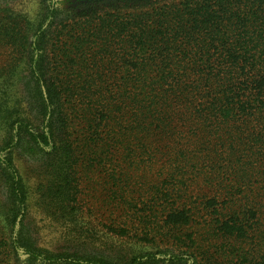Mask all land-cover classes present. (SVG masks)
Masks as SVG:
<instances>
[{
    "label": "trees",
    "instance_id": "trees-1",
    "mask_svg": "<svg viewBox=\"0 0 264 264\" xmlns=\"http://www.w3.org/2000/svg\"><path fill=\"white\" fill-rule=\"evenodd\" d=\"M0 264H264V0H0Z\"/></svg>",
    "mask_w": 264,
    "mask_h": 264
}]
</instances>
